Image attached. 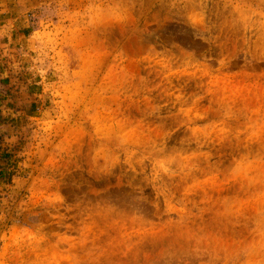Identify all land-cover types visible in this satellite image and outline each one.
<instances>
[{
    "label": "rangeland",
    "instance_id": "1",
    "mask_svg": "<svg viewBox=\"0 0 264 264\" xmlns=\"http://www.w3.org/2000/svg\"><path fill=\"white\" fill-rule=\"evenodd\" d=\"M0 264H264V0H0Z\"/></svg>",
    "mask_w": 264,
    "mask_h": 264
},
{
    "label": "trees",
    "instance_id": "2",
    "mask_svg": "<svg viewBox=\"0 0 264 264\" xmlns=\"http://www.w3.org/2000/svg\"><path fill=\"white\" fill-rule=\"evenodd\" d=\"M14 121L13 119L0 118V123ZM17 146L9 145L2 134H0V183H9L17 171V159L15 150Z\"/></svg>",
    "mask_w": 264,
    "mask_h": 264
}]
</instances>
